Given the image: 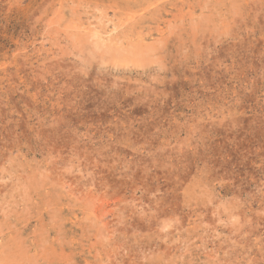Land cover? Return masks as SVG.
<instances>
[{"label":"rangeland","instance_id":"374dc122","mask_svg":"<svg viewBox=\"0 0 264 264\" xmlns=\"http://www.w3.org/2000/svg\"><path fill=\"white\" fill-rule=\"evenodd\" d=\"M0 264H264V0H0Z\"/></svg>","mask_w":264,"mask_h":264},{"label":"bare ground","instance_id":"6f19581e","mask_svg":"<svg viewBox=\"0 0 264 264\" xmlns=\"http://www.w3.org/2000/svg\"><path fill=\"white\" fill-rule=\"evenodd\" d=\"M129 23H130V22H129ZM132 25H135V24H132ZM161 31H162V30H161ZM97 36H98V35H97ZM99 36H100V35H99ZM99 36H98V37H99ZM100 38H101V37H100ZM113 41H114V40H113ZM95 42H96V41H95ZM111 43H113V42H111ZM98 44H99V43H98ZM110 45H111V44H110ZM112 45H114V44H112ZM115 45H116V44H115ZM130 46H131V45H130ZM133 46H134V45H133ZM135 46H136V45H135ZM135 46H134V47H135ZM107 47H108V46H107ZM112 47H113V46H112ZM112 47H111V48H112ZM137 47H138V46H137ZM101 48H102V47H101ZM145 48H146V47H145ZM117 49H118V48H117ZM106 50H107V49H106ZM125 51H126V50H125ZM130 51H131V49H130ZM134 51H135V50H134ZM117 52H118V50H117ZM126 52H127V51H126ZM109 53H110V52H109ZM109 53H108V54H109ZM113 53H114V52H113ZM127 53H128V52H127Z\"/></svg>","mask_w":264,"mask_h":264}]
</instances>
